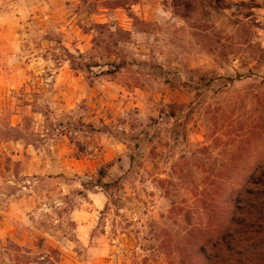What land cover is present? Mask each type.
Masks as SVG:
<instances>
[{
	"label": "clouds",
	"instance_id": "1",
	"mask_svg": "<svg viewBox=\"0 0 264 264\" xmlns=\"http://www.w3.org/2000/svg\"><path fill=\"white\" fill-rule=\"evenodd\" d=\"M0 264H264V0H0Z\"/></svg>",
	"mask_w": 264,
	"mask_h": 264
}]
</instances>
